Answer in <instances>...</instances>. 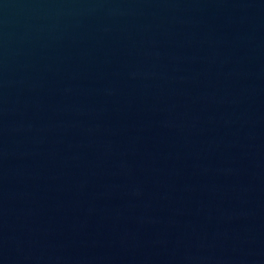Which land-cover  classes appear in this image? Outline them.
I'll list each match as a JSON object with an SVG mask.
<instances>
[{"label":"water","instance_id":"obj_1","mask_svg":"<svg viewBox=\"0 0 264 264\" xmlns=\"http://www.w3.org/2000/svg\"><path fill=\"white\" fill-rule=\"evenodd\" d=\"M0 264H264V0H0Z\"/></svg>","mask_w":264,"mask_h":264}]
</instances>
